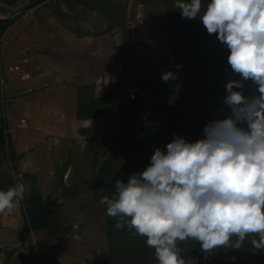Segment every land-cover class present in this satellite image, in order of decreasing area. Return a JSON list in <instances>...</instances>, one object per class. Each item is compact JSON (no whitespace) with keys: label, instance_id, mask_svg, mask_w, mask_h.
Wrapping results in <instances>:
<instances>
[{"label":"rangeland","instance_id":"rangeland-1","mask_svg":"<svg viewBox=\"0 0 264 264\" xmlns=\"http://www.w3.org/2000/svg\"><path fill=\"white\" fill-rule=\"evenodd\" d=\"M207 2L204 0L205 4ZM174 3L175 0H41L25 10H31L33 14L37 51L60 58L65 66L74 61L80 71L92 68L97 75L110 73L106 96L109 104L117 109L118 122L113 139L105 145H97L95 150L91 180L98 189L95 195L100 201L102 197L111 198L114 194L116 179L127 182L131 173L144 171L156 148L166 152V145L177 136V130L182 131L179 137L194 143L205 138L203 129L208 122L219 119V116L210 118L209 115L211 108L219 102L220 92H213V81H208L216 76V69L211 66L214 62L215 65L225 64L226 71L232 72L224 78L226 82L230 81L234 72L227 60L229 50L216 34L207 33L198 18H182ZM180 21L184 24L183 44L188 50H181L182 54L210 48L216 52L215 60L209 63L202 54L192 58L184 56V66L175 69L172 42ZM143 23L148 24L152 35L161 26L160 34L157 33L159 50H164L161 57L164 56L166 65L158 66L154 56L139 59L137 43L131 33L134 27ZM138 43L150 44L151 41L143 37ZM103 44L109 50L107 56L110 54V59L102 66L97 61ZM165 71L177 73L178 79L164 82L161 75ZM210 71L213 77L208 80ZM243 84L244 91L251 90L254 85L251 81ZM176 85L180 86V91L170 105ZM254 88L251 93H257V86ZM86 93L92 96L93 85L86 87ZM26 181V194L37 197L35 181L31 178ZM46 210L48 231L61 229L55 209L48 207ZM103 210L104 229L109 236L103 263L156 264L154 250L146 246L145 239L127 226L117 229L116 219L106 215L104 204ZM251 239L249 237L240 249H219L213 254L202 252L200 245L192 241L180 247L182 255L193 264H233L241 254L247 261L239 264H264V249L252 248ZM252 253L256 254L254 258L247 257Z\"/></svg>","mask_w":264,"mask_h":264},{"label":"clouds","instance_id":"clouds-1","mask_svg":"<svg viewBox=\"0 0 264 264\" xmlns=\"http://www.w3.org/2000/svg\"><path fill=\"white\" fill-rule=\"evenodd\" d=\"M174 7L229 50L228 64L242 78L226 84L231 114L208 122L194 143L174 134L166 152L156 148L144 171L116 179L114 194L100 202L117 229L145 239L156 264H193L180 247L189 241L206 254L240 249L249 237L252 248L264 249V0H175ZM161 79L178 75L165 71ZM243 81L259 95H244ZM179 91L176 85L170 105ZM10 175L14 184L0 189V217L14 214L27 191L22 173Z\"/></svg>","mask_w":264,"mask_h":264},{"label":"crops","instance_id":"crops-1","mask_svg":"<svg viewBox=\"0 0 264 264\" xmlns=\"http://www.w3.org/2000/svg\"><path fill=\"white\" fill-rule=\"evenodd\" d=\"M28 1L0 0V21L16 16L0 34V72L19 65L26 74L7 71L0 97V189L12 186L10 173L19 172L25 184L35 181L38 196L25 194L14 214L0 217V251L16 248L9 256L16 264H104L109 236L91 177L97 145L113 139L118 122L106 96L111 76L37 51L32 11H21ZM137 26L131 36L139 59L154 56L158 66L166 65L161 26L153 35L147 23ZM143 37L151 43L139 44ZM101 47L97 62L103 66L110 54ZM48 207L62 227L55 232L45 223Z\"/></svg>","mask_w":264,"mask_h":264},{"label":"trees","instance_id":"trees-1","mask_svg":"<svg viewBox=\"0 0 264 264\" xmlns=\"http://www.w3.org/2000/svg\"><path fill=\"white\" fill-rule=\"evenodd\" d=\"M15 18H16V16L0 21V34L4 32V30L8 27V25H10L15 20ZM175 26H176V24H175ZM183 27H184V24H182V22L180 21L177 24V32L178 33L172 42L173 49L175 50V57H174L175 69H178L176 67L177 65H180L179 68L184 66V63L182 61V58L184 56H185V58H188V57L192 58L193 56L202 54L201 57L206 58L209 61V63L211 61L215 60L216 59V52L213 53V51H211L210 48H199L198 53L194 52L191 54L186 53V55L182 54L181 50H185V49L187 50V47L183 44V32H182ZM187 52H188V50H187ZM217 65H218V63H216V65H215V62L213 64H211V66H213L212 69H216L215 78L209 80V77H213L211 71L209 72V76L207 75V78L209 80L208 83H211L210 81H213L212 82L213 92H216V91L220 92V97L218 100L219 102L217 105H215L211 108L212 110L209 112V115H210V118H212L213 116H219V119H224V118L229 117L231 114L228 106L223 103V100L227 94L226 93L227 82L224 80V78L226 75H230V73H232V72L226 71V65L225 64H223V65L219 64L218 66ZM219 77H221L220 80H219ZM241 79L242 78L240 77L239 74L233 73V76H231L230 81L231 80H241ZM243 83H244V81H243ZM254 85H252V88L249 91H248V89L245 91H244V89H240V90L243 92L244 95H259L258 91H257V93H251L252 91L255 90ZM256 90H257V88H256ZM210 105H212V104H210ZM180 134L182 135V131L177 130L176 135L178 136ZM16 173L21 174L19 172H16ZM255 256H256L255 253L247 254V257H249V258H254ZM245 257L246 256L244 254H241L238 258H236V260L233 262V264H239V263L246 262L247 259Z\"/></svg>","mask_w":264,"mask_h":264},{"label":"built area","instance_id":"built-area-1","mask_svg":"<svg viewBox=\"0 0 264 264\" xmlns=\"http://www.w3.org/2000/svg\"><path fill=\"white\" fill-rule=\"evenodd\" d=\"M7 71H16L21 75L22 78H25L26 76L23 68H21L19 65H10L8 66L6 71L2 70L0 72V97H2L4 94L5 85L7 81V77H6ZM0 264H16V263L8 255L0 251Z\"/></svg>","mask_w":264,"mask_h":264},{"label":"water","instance_id":"water-1","mask_svg":"<svg viewBox=\"0 0 264 264\" xmlns=\"http://www.w3.org/2000/svg\"><path fill=\"white\" fill-rule=\"evenodd\" d=\"M41 0H35L34 2H32L31 4L26 5L25 7H23L21 9V11H25L26 9H29L30 7L34 6L35 4L39 3ZM17 251L16 248H12L9 250H4V254L8 255V256H12L15 252Z\"/></svg>","mask_w":264,"mask_h":264}]
</instances>
